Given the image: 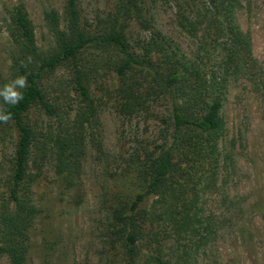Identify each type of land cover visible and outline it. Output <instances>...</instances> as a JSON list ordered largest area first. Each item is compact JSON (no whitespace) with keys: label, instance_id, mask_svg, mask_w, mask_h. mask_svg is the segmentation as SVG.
Here are the masks:
<instances>
[{"label":"rangeland","instance_id":"obj_1","mask_svg":"<svg viewBox=\"0 0 264 264\" xmlns=\"http://www.w3.org/2000/svg\"><path fill=\"white\" fill-rule=\"evenodd\" d=\"M78 2L81 23L90 27L106 15L112 0ZM19 4L33 24L39 48L51 39L43 13L55 9L64 19V0H0L3 73L11 50L8 11ZM143 8L150 30L130 24L125 36L131 53L153 61L149 45L154 37L178 61L194 64L220 98L223 122L189 186L191 230L177 236L172 228L169 209L177 191L156 192L147 198L142 205L144 228L158 235L166 260L173 264H264V0H231L224 10L219 0H144ZM115 79L112 73H102L89 83L96 109L93 131L100 134L101 149L86 147L81 204L74 205L70 196L60 192L50 147L40 176L29 184L31 206L41 212L29 230L27 264H124L111 220V193L126 191L120 176L133 170L136 160L166 148L172 128L167 100L122 113ZM31 119L38 121L42 132L48 131L49 121L39 112L33 111ZM39 138L45 140V136ZM16 141V132L10 130L0 142V195L10 178ZM32 158L27 164L31 177L37 176ZM129 190L131 195L136 192ZM156 248L150 246L151 251ZM178 255L183 259L176 260ZM0 264H10L7 256L0 254Z\"/></svg>","mask_w":264,"mask_h":264},{"label":"trees","instance_id":"obj_2","mask_svg":"<svg viewBox=\"0 0 264 264\" xmlns=\"http://www.w3.org/2000/svg\"><path fill=\"white\" fill-rule=\"evenodd\" d=\"M143 1L112 0L103 18L84 27L78 0H64L63 25L57 10L43 13L51 37L44 48L37 45L25 7L19 4L8 11L11 50L6 73L0 70V89L21 75L28 81L26 88L19 89L24 95L19 104L7 105L0 98V106L12 113L8 123L0 122V142L10 130L17 135L12 171L0 195V254L7 256L10 264H27L29 230L41 212L31 206L28 187L40 176L49 147L60 192L70 196L76 206L83 201L81 167L86 147L101 149L100 134L93 131L96 109L89 83L102 73L114 74L122 113L145 110L161 100H167L171 108L170 144L157 155L136 160L134 169L119 178L126 191L112 192L109 199L124 264H173L166 260L158 235L144 228L142 205L153 193L177 191L174 208L169 209L172 228L177 236L191 230L194 217L189 186L198 176L212 136L222 127V103L210 80L194 64L178 61L154 37L149 45L153 61L131 53L125 36L130 24L150 30ZM230 1L219 0V4L224 10ZM33 111L46 117L48 131L42 132L38 121L31 119ZM44 136L41 142L39 137ZM29 157H33L37 176L28 173ZM129 188L136 192L131 195ZM152 245L157 247L153 251ZM175 258L183 259L180 255Z\"/></svg>","mask_w":264,"mask_h":264},{"label":"clouds","instance_id":"obj_3","mask_svg":"<svg viewBox=\"0 0 264 264\" xmlns=\"http://www.w3.org/2000/svg\"><path fill=\"white\" fill-rule=\"evenodd\" d=\"M28 86L27 76H18L11 83L5 84L2 89H0V98L3 99L4 104L16 105L19 104L24 95L19 89L26 88ZM12 118V113L7 112L3 106H0V122L8 123Z\"/></svg>","mask_w":264,"mask_h":264}]
</instances>
